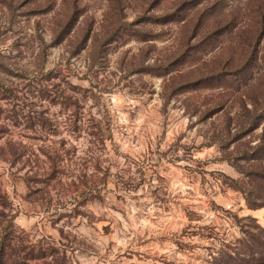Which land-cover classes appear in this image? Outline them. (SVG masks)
<instances>
[{
    "label": "rangeland",
    "instance_id": "374dc122",
    "mask_svg": "<svg viewBox=\"0 0 264 264\" xmlns=\"http://www.w3.org/2000/svg\"><path fill=\"white\" fill-rule=\"evenodd\" d=\"M260 171L264 0H0L7 264H264Z\"/></svg>",
    "mask_w": 264,
    "mask_h": 264
},
{
    "label": "trees",
    "instance_id": "16d2710c",
    "mask_svg": "<svg viewBox=\"0 0 264 264\" xmlns=\"http://www.w3.org/2000/svg\"><path fill=\"white\" fill-rule=\"evenodd\" d=\"M254 173H257V177L259 178V179H263V181H264V172H254ZM256 185H259V187L258 188H261L260 186H262L259 182H257V183H255ZM257 199H259V200H261V199H264V196L263 195H259L258 196V198ZM255 202V203H254ZM254 203V204H253ZM252 204L253 205H262V203L261 202H256V200H252ZM263 205H264V203H263ZM251 238L254 240V242H256V244L259 246V248H260V250H257L256 252L257 253H262V252H264V237H261V238H259V237H256V236H254V235H251ZM30 255V254H29ZM40 255V254H39ZM41 255H46L44 252H42V254ZM261 255V254H260ZM31 256V255H30ZM11 260V256L9 255V252H7V250H4V248L2 247L1 248V252H0V264H7V262H9Z\"/></svg>",
    "mask_w": 264,
    "mask_h": 264
}]
</instances>
